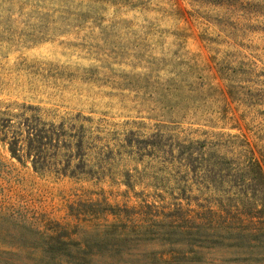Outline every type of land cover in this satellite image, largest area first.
Returning a JSON list of instances; mask_svg holds the SVG:
<instances>
[{
	"label": "rangeland",
	"instance_id": "374dc122",
	"mask_svg": "<svg viewBox=\"0 0 264 264\" xmlns=\"http://www.w3.org/2000/svg\"><path fill=\"white\" fill-rule=\"evenodd\" d=\"M22 103L83 146L69 175L0 140L15 218H264V0H0V110Z\"/></svg>",
	"mask_w": 264,
	"mask_h": 264
},
{
	"label": "trees",
	"instance_id": "16d2710c",
	"mask_svg": "<svg viewBox=\"0 0 264 264\" xmlns=\"http://www.w3.org/2000/svg\"><path fill=\"white\" fill-rule=\"evenodd\" d=\"M67 127L45 122L32 104L0 110V140L19 161L30 158L35 170L74 175L72 156L80 154L83 142H74L76 135ZM62 149L71 154L65 168L57 157ZM249 166L264 181L259 164L251 160ZM176 217L124 222L122 207L108 204L103 223H37L0 209V264H264V218L234 216L221 208L185 222ZM214 251H222V257L207 258Z\"/></svg>",
	"mask_w": 264,
	"mask_h": 264
}]
</instances>
